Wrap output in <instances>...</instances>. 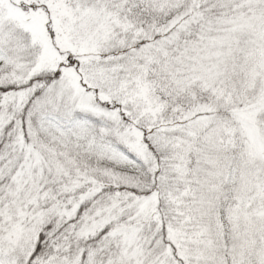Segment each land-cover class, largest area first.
<instances>
[{
	"label": "snow or ice",
	"instance_id": "snow-or-ice-1",
	"mask_svg": "<svg viewBox=\"0 0 264 264\" xmlns=\"http://www.w3.org/2000/svg\"><path fill=\"white\" fill-rule=\"evenodd\" d=\"M0 264H264V0H0Z\"/></svg>",
	"mask_w": 264,
	"mask_h": 264
}]
</instances>
